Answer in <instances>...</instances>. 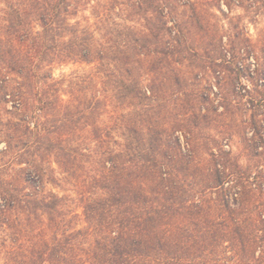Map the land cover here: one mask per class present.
Instances as JSON below:
<instances>
[{"label": "trees", "instance_id": "16d2710c", "mask_svg": "<svg viewBox=\"0 0 264 264\" xmlns=\"http://www.w3.org/2000/svg\"><path fill=\"white\" fill-rule=\"evenodd\" d=\"M187 3L0 0V264H264V127L203 133L264 69L219 42L209 115Z\"/></svg>", "mask_w": 264, "mask_h": 264}, {"label": "rangeland", "instance_id": "374dc122", "mask_svg": "<svg viewBox=\"0 0 264 264\" xmlns=\"http://www.w3.org/2000/svg\"><path fill=\"white\" fill-rule=\"evenodd\" d=\"M181 1L184 2L185 0ZM192 11L196 13V27H191V36L186 34L185 38L186 41L189 39L194 41L196 84L193 87H187V89L189 91L195 90L196 99L202 93L208 96V105L206 107L209 115L212 116L211 110L215 107L213 105L218 104L215 93L219 90L213 79V71L206 68L200 72L198 66L204 62H208V57L213 56V51L220 47L219 42L225 50L230 48V42H236L239 44V48L246 49L250 53V56L246 62H240L244 69L234 82L236 86H251L252 81L258 78V76L252 75L251 73L249 75L250 79L247 76L248 71L253 72L255 68L258 71L264 69V0H188L187 6L179 8V12H183L185 18ZM90 13L91 10L88 8L86 16H90ZM190 43L188 42L187 44ZM243 50H241V53H243ZM77 70L80 71L81 69L77 66L57 68L54 71V76L58 78L62 75H69L71 72ZM226 74L227 76L232 75ZM226 74L225 72H221V84H219L223 86L225 91H230L229 85H224L226 83ZM257 93L263 96L260 97ZM251 96L258 97L256 99H259V102L248 104L247 102H250L249 98L245 97L241 100V103L245 104V106H240L238 111L235 110V113L231 117L225 115V118H222L224 120L223 122L216 123L210 121L205 124L203 128L204 136L211 138L217 136L218 132L231 129L232 131L229 132L233 137L230 138L226 148L231 149L234 154H239L241 150V139L238 137V134L243 132L250 138L252 136L253 126L261 125L264 127V100H260L264 97V88L261 91L254 90ZM221 111L222 109L220 108L219 112ZM222 135L225 136L226 134ZM226 141L223 144H226ZM48 188L61 194L60 190L50 185ZM82 227L83 224L78 222L76 228L80 229Z\"/></svg>", "mask_w": 264, "mask_h": 264}]
</instances>
